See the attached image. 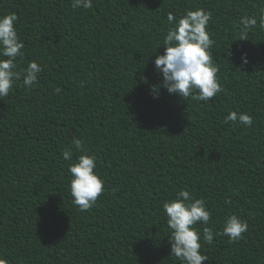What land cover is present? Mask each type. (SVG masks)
<instances>
[{
	"label": "trees",
	"instance_id": "obj_1",
	"mask_svg": "<svg viewBox=\"0 0 264 264\" xmlns=\"http://www.w3.org/2000/svg\"><path fill=\"white\" fill-rule=\"evenodd\" d=\"M197 8L212 13L223 87L208 102L169 94L154 69L167 14ZM8 13L25 44L19 66L35 60L44 70L38 85L0 97V257L180 264L162 205L186 189L206 198L214 231L230 214L249 225L239 242L221 235L203 245L202 264H264V28L239 39V18L259 21L264 0H93L90 10L71 0H0V16ZM229 111L247 112L254 125L225 124ZM74 139L96 155L105 184L90 211L69 192L71 162L61 152ZM80 154L73 149V161Z\"/></svg>",
	"mask_w": 264,
	"mask_h": 264
},
{
	"label": "clouds",
	"instance_id": "obj_2",
	"mask_svg": "<svg viewBox=\"0 0 264 264\" xmlns=\"http://www.w3.org/2000/svg\"><path fill=\"white\" fill-rule=\"evenodd\" d=\"M73 9L90 10L93 0H71ZM212 13L204 8L188 10L182 15L167 14L168 28L163 36L164 52L154 59V69L162 74L161 85L169 94H175L184 100L191 99L208 102L223 91L220 83L219 65L213 59L212 48L215 41L210 37L209 21ZM15 13L0 16V97H7L14 86L26 90L39 83L43 66L35 60L26 67L19 66L23 60L24 42L18 35ZM264 28V15L259 19L253 15L239 18V39H248V33L257 26ZM241 62L247 64L246 54ZM59 93L61 89H54ZM152 91L158 96V88ZM225 124H241L252 127L254 118L247 112L229 111L224 117ZM73 149L81 154L73 161ZM64 161H70L68 172L71 176L69 192L72 203L81 211H90L105 191L104 181L97 168V157L84 147L81 139H74L71 146L61 152ZM225 200V204L229 203ZM166 223L170 232V256L180 264H202L209 259L202 253L203 245H212L214 236H227L229 242L244 239L248 222L236 214L227 215L221 229L214 231L208 227L212 213L207 207L206 198H196L186 189L176 191L175 196L162 205ZM198 225H204L201 229ZM0 264H9L6 257H0Z\"/></svg>",
	"mask_w": 264,
	"mask_h": 264
}]
</instances>
